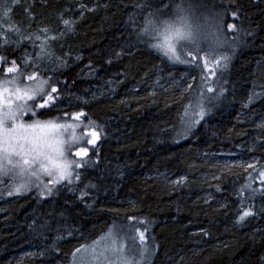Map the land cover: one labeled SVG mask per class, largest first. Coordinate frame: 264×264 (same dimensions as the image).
I'll use <instances>...</instances> for the list:
<instances>
[{
  "label": "trees",
  "instance_id": "16d2710c",
  "mask_svg": "<svg viewBox=\"0 0 264 264\" xmlns=\"http://www.w3.org/2000/svg\"><path fill=\"white\" fill-rule=\"evenodd\" d=\"M178 5L223 13L225 44L191 63L190 86L140 35L149 12L173 20ZM0 57V80L45 81L54 100L33 101L37 117L78 125L83 141L71 183L38 172L49 179L15 193L22 175L2 176L0 264H68L109 231L143 232V264H264V0H0ZM196 103L205 115L184 131Z\"/></svg>",
  "mask_w": 264,
  "mask_h": 264
},
{
  "label": "snow or ice",
  "instance_id": "6c2138e0",
  "mask_svg": "<svg viewBox=\"0 0 264 264\" xmlns=\"http://www.w3.org/2000/svg\"><path fill=\"white\" fill-rule=\"evenodd\" d=\"M146 6H148L147 3L140 5L141 8ZM81 7H84V5H81ZM189 8H191V4H189ZM177 12L179 15L176 21L158 20L155 13L149 12L141 27L140 35L163 37L162 42L152 44L151 46L162 50L164 55L179 63H196L199 53L202 50L201 45L205 41L209 42L210 50L224 43V39L222 38L223 13H215L211 18L205 17V23L200 24L198 20L196 23H193L192 15L187 9H183L178 5ZM4 14L7 15V12ZM63 23L71 30V24L68 20H64ZM228 27L234 28L235 25H229ZM181 52L186 57H191V60L182 59ZM0 61L7 63L5 57H0ZM11 63L12 67H8L6 71L8 73L17 72L18 69L15 61ZM215 63L219 64V60H216ZM203 67H208V60L206 58L203 59ZM28 79L33 80L35 77L30 75ZM45 83V81H41L36 87L24 89L19 87L14 90L3 88L0 90V104L7 102L4 96V93L7 92L9 96L14 95L19 100L36 101V106L39 109H47L50 102L54 100V97L51 94H46L44 88ZM56 91L57 89L55 87L51 88V92ZM208 91L211 92L213 89L208 88ZM45 95H47L46 99H44ZM201 96H203V93H201ZM37 97L40 98L39 101H37ZM197 107L199 108V119L190 120L188 122V130H191L195 124H198L199 120L203 119L205 115L203 105L198 104ZM28 112H31L32 116H36L35 111L23 105H18L15 110L9 105L8 111H0V175L15 172L19 175L30 173L31 176H37V173L40 172L49 177H55L50 183H60L64 180L71 183L73 176L71 170L72 165L76 164V167H80L81 165L75 160L67 159L64 148L66 141L61 139V137L63 130L75 128L76 125L59 124L52 120L42 121L39 119L33 120L30 124H26L23 121V116L28 114ZM45 114L46 112L43 111L40 113L42 116ZM84 115L83 112H78L74 114L73 118L79 121ZM86 135L91 137L87 141L89 144H95L100 138V133L95 130L86 133ZM72 138L73 140L77 139L74 133ZM70 150L69 148L68 151ZM87 155V149L85 148H80L79 151L75 152V156ZM248 167L254 168V165L249 164ZM259 175L264 177V171H260ZM75 178L78 180L79 174ZM44 187L51 193V188H48L47 185H44ZM22 189L27 191L28 186L26 184H20L14 191L15 193H20ZM8 194L13 195V191H9ZM251 215L253 213L250 210L245 211L240 217V220H244L245 217ZM132 239L135 241L137 237H132ZM138 239L140 244L144 245V247L138 250L141 261L136 262V264H141L144 253L147 252L143 232L139 233ZM102 240H105L106 243L101 247L99 252L95 248L92 249L94 260L100 261V264H113V260L110 259L111 256L115 258V264H133L135 257L130 258L124 254L123 241L113 235L111 231ZM95 243L97 245L100 244L99 241ZM77 251L80 250L77 249Z\"/></svg>",
  "mask_w": 264,
  "mask_h": 264
},
{
  "label": "rangeland",
  "instance_id": "374dc122",
  "mask_svg": "<svg viewBox=\"0 0 264 264\" xmlns=\"http://www.w3.org/2000/svg\"><path fill=\"white\" fill-rule=\"evenodd\" d=\"M175 15H176L175 18L173 20H170V21H176L179 13L176 12ZM191 15H192L193 23H196L197 20L200 24L205 23V19H201L200 17L195 16V14L193 12H191ZM209 22H211V21H209ZM154 39H155V43L163 41V37H160V36H155ZM224 44L225 43H223L221 46L214 47V49L215 50L221 49V47H223ZM202 46L204 48H202L203 50H201V52L199 53L198 58L202 57L205 54H208L210 51L209 50L210 49L209 48V42H207V41L203 42L201 47ZM228 47L231 48L232 46H228ZM207 48H209V49H207ZM158 51L164 57H166V60L171 65L176 66L177 69H179V71H181V73H182L181 79L183 78L185 81H187L189 83L188 86H190L192 84V82L195 80L194 74H192L190 69H189V68H191V63H179L177 61L170 59L168 56L164 55V52L162 50L158 49ZM180 55H181L182 59H188L189 60V58H191V57H186L183 52H181ZM175 72L176 71H172V73L169 75V77L171 79L174 78ZM220 72H222V70ZM218 77L221 80H223L222 75H219ZM219 78H217V79H219ZM171 83H173V81ZM171 83L165 82L164 85L168 86ZM17 87L24 89V88H30L33 86L27 85L25 83H21V81L18 79H11V80H8V82L0 80V90H2L3 88H8V89L14 90ZM4 96H5V99L7 102L4 104H0V111H8L9 105L11 106V108L13 110H15L18 105H23L24 107H29L32 109V111H34V109L31 107L33 100H19L14 95L9 96V94L7 92L4 93ZM209 97H212V95L209 94ZM198 104H201V103H196V104H193L191 107H189L187 115L185 116V121L182 124V128L184 131L188 130V122L190 120L199 119V116H198L199 108L197 107ZM36 119H39V118L37 117V115L32 116L31 112H28V114L23 116V121L26 124H30L33 122V120H36ZM39 120H41V119H39ZM59 124H65V123H59ZM73 133L75 134V137L79 133V126L78 125H76L75 128L63 130V135L61 137V139L66 141L64 148H65V156L67 157L68 160L72 159L71 158L72 152L83 145L82 144L83 141L80 140V138L73 140V138H72ZM69 148L71 149L70 151H68ZM249 164H253L255 166L256 162L254 163V161L252 159H250L248 161H244L243 168L246 170L252 168V167H248ZM8 174L14 175V176L17 175L15 172L14 173L9 172ZM25 175H27V177ZM2 176L3 175H0V189L3 188V184L1 183V179H3ZM22 177L23 178H14V179L18 182V184H26L27 186L34 185L35 183H41V181L43 182L44 180L49 179V178H32L34 176H31L30 173H25L24 175H22ZM111 232L113 233V235L117 236L120 240L123 241V243H124V254L129 256L130 258L135 257V259L133 260V264H136L137 261H141V257H140L138 250L141 249L142 247H144V245L140 244V241L138 239L139 234L135 235V237H137V239L135 241H133L130 233L123 234V233L115 232V231H111ZM108 233H106L105 235L101 236L100 238L93 240V241L87 243L86 245H83L82 247L78 248L80 251L75 250L72 253L70 261L68 264H100V261L93 259L92 249L95 248L96 251L99 252L101 247L106 243V241L102 240V238L106 237ZM98 241L100 242L99 245H97L95 243ZM145 245H146V240H145ZM146 246H147V252L144 253V258H143L141 264L144 263L147 255H148V245H146ZM110 259H112L113 264H115V258L110 256Z\"/></svg>",
  "mask_w": 264,
  "mask_h": 264
}]
</instances>
